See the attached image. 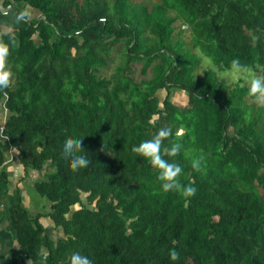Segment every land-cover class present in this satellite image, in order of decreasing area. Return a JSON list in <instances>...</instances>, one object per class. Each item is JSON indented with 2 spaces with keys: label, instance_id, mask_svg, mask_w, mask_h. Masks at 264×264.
I'll use <instances>...</instances> for the list:
<instances>
[{
  "label": "trees",
  "instance_id": "trees-1",
  "mask_svg": "<svg viewBox=\"0 0 264 264\" xmlns=\"http://www.w3.org/2000/svg\"><path fill=\"white\" fill-rule=\"evenodd\" d=\"M177 20L192 45L175 39ZM0 40L13 74L0 89L4 134L45 170L36 188L64 232L54 241L39 217L14 207L29 257L46 247L50 264H67L72 251L94 264H264V104L214 68L196 75L193 51L218 69L239 58L264 75V0H0ZM114 52L121 61L101 76ZM134 62L143 74L152 66V77L137 81ZM176 90L186 105L172 99ZM163 127L172 135L161 138L162 155L181 165L177 178L194 195L163 191L157 170L132 151ZM77 138L90 162L73 171L59 152ZM176 141L181 150L169 156ZM5 160L0 146V167Z\"/></svg>",
  "mask_w": 264,
  "mask_h": 264
},
{
  "label": "crops",
  "instance_id": "crops-1",
  "mask_svg": "<svg viewBox=\"0 0 264 264\" xmlns=\"http://www.w3.org/2000/svg\"><path fill=\"white\" fill-rule=\"evenodd\" d=\"M8 116V110L0 112V124L5 123ZM0 146L6 157L0 167V264H50L46 247L38 259L29 257L20 245L18 229L12 221V209L22 206L30 217H39L45 233L52 240L57 241L63 236V229L49 215L52 210L49 200L36 188V183L45 178L46 172L31 167L29 157L21 154L10 137L1 133Z\"/></svg>",
  "mask_w": 264,
  "mask_h": 264
},
{
  "label": "clouds",
  "instance_id": "clouds-1",
  "mask_svg": "<svg viewBox=\"0 0 264 264\" xmlns=\"http://www.w3.org/2000/svg\"><path fill=\"white\" fill-rule=\"evenodd\" d=\"M9 53L8 44L0 40V89L7 88L11 83L12 72L6 67V58ZM246 71L239 58H233L230 63V70L227 74L244 73ZM248 94L253 96L258 103L264 104V75L249 73L247 76ZM172 135V129L168 127L160 128L155 135L148 139H142L138 144L132 145V151L147 158L149 163L157 170V179L161 182L160 187L163 191H178L184 196L194 195L196 188L191 184H181L178 175L181 173V165L174 160L165 159L162 155L161 144L163 137ZM175 135H180L177 132ZM82 138L66 141L60 146L59 155L66 162L67 166L77 171L89 164L88 157L81 151ZM181 144L172 142L170 147L166 148L169 156H174L181 150ZM192 166L200 168V161L193 160ZM169 259L175 261L179 257L176 249L168 250ZM67 264H94L93 260L80 251H72Z\"/></svg>",
  "mask_w": 264,
  "mask_h": 264
},
{
  "label": "rangeland",
  "instance_id": "rangeland-1",
  "mask_svg": "<svg viewBox=\"0 0 264 264\" xmlns=\"http://www.w3.org/2000/svg\"><path fill=\"white\" fill-rule=\"evenodd\" d=\"M82 1V0H80ZM136 3H146L148 5H152L154 2L158 1V0H133ZM175 26V33H174V37L175 39L177 37H180L182 40H184L187 45H192V31L191 29L188 27V25L186 24H182V22L180 20H177L174 23ZM117 51L119 53H122V50L125 49V45L124 44H117ZM193 51L197 52L199 54V56L201 57V62L199 64V66L196 68L195 70V74L196 75H202L203 71L207 68H214L216 70H218L219 72V76L221 79H224L227 85L230 86H234L237 83H241L242 85H247V76L249 73L251 74H257V75H263L262 71L260 70H255L253 68H246V71L244 73H233V74H227L229 72L230 69H218L214 63L212 62V60L205 56L204 54H202L198 48L193 49ZM116 52L113 53L112 55V59L110 60V63L107 67L103 68L101 70V76H111V74H113L115 72V66L118 63V61H121V57L116 55ZM142 64L143 62H134L132 64L133 67V72L131 73V75L137 80H143V79H148L151 78L153 75V68L152 66L148 69V72L146 74H143L141 72V68H142ZM165 93V91H163ZM163 96V94H162ZM248 101L249 103H256L257 105L260 104L258 103L255 98L248 96ZM172 99L182 105H186L188 102V96L186 94L185 91L183 90H176L173 92L172 95ZM157 118V117H156ZM179 132H182V130H180ZM260 191L264 197V189L260 188ZM77 206L73 207L76 208Z\"/></svg>",
  "mask_w": 264,
  "mask_h": 264
},
{
  "label": "built area",
  "instance_id": "built-area-1",
  "mask_svg": "<svg viewBox=\"0 0 264 264\" xmlns=\"http://www.w3.org/2000/svg\"><path fill=\"white\" fill-rule=\"evenodd\" d=\"M6 110H7V109H6ZM4 129H5V123H1V124H0V133L3 134V135H5V134H4ZM5 136H6V135H5Z\"/></svg>",
  "mask_w": 264,
  "mask_h": 264
}]
</instances>
